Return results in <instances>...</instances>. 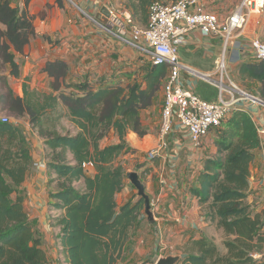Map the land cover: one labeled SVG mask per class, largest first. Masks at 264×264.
<instances>
[{"label": "trees", "instance_id": "16d2710c", "mask_svg": "<svg viewBox=\"0 0 264 264\" xmlns=\"http://www.w3.org/2000/svg\"><path fill=\"white\" fill-rule=\"evenodd\" d=\"M155 1L171 0H124V8L144 26ZM56 2L62 5V0ZM33 34L28 13L10 0H0V71L8 64L10 75L18 74L15 53L23 51ZM66 69L61 60L48 61L44 71L53 78L50 92L24 84L22 97L9 92L3 99L10 116L27 117L43 140L47 168L56 173V190L50 197L61 214L52 218V224L60 229L59 252L66 263L116 264L143 208L139 198L116 209L115 194L126 176L116 160L127 150L128 132L145 134L140 111L153 105L168 67L148 63L139 80L97 88L86 81L62 83ZM236 69L239 80L259 83L257 94L264 98V60L239 62ZM61 119H67L75 132L58 129ZM216 130L218 155L205 161L199 186L192 191L206 204L207 216L223 229L226 252L220 254L213 241L202 237L190 242L178 264H258L256 255L264 254V221L260 213L252 214L246 198L249 167L261 137L251 115L242 109L232 111ZM111 131L119 142L101 146ZM87 162L92 163L91 173L82 166ZM31 164L24 131L0 120V264H48L17 192Z\"/></svg>", "mask_w": 264, "mask_h": 264}, {"label": "crops", "instance_id": "0c3cea01", "mask_svg": "<svg viewBox=\"0 0 264 264\" xmlns=\"http://www.w3.org/2000/svg\"><path fill=\"white\" fill-rule=\"evenodd\" d=\"M238 1L236 0V3ZM10 2L12 6L28 13L34 34L23 51L15 53L18 74L10 75L8 64L0 71V83L3 82L5 86V89L0 91V118L8 117L10 122L19 126L26 134L32 164L17 192L23 197L24 210L33 223V229L41 238L48 262L51 256L57 264H67L63 254L59 252L60 229L53 227L52 224V218L61 214V210L52 205L54 200L50 197V193L56 190L53 181L56 173L46 166L47 156L42 138L33 131L27 117L10 116L3 97L9 92L14 96L22 97L24 84L30 90L50 92V82L53 78L44 71L48 61L61 60L66 64V74L62 83L86 81L96 88L117 84L125 86L136 79L139 80L143 66L138 60L137 52L127 45L126 40L103 27L104 16L101 11L108 3L105 0H73L71 6L63 0L61 6H58L56 0H10ZM115 2H120L124 6V0H111L109 3L116 6ZM203 3L209 11L215 12L218 16L227 14V12L222 13V7L218 2L203 0ZM124 11L129 13L125 8ZM97 15L100 17L97 18ZM252 16L236 39L241 52L228 60L229 65L234 64L237 67L239 62L254 61L249 42L251 39L264 38V15L262 19L257 18L254 21ZM122 33L125 36L129 34L128 30ZM180 49L188 56L187 58L180 57ZM219 50L218 40L205 37L199 30L193 29L186 35L184 43L179 46L178 56L183 64L203 73L208 71L202 66L206 65L205 68H209L214 63ZM206 58L209 59L208 65L198 62V59ZM146 61L149 63L147 58ZM180 76L183 86L191 87L206 100H216L214 86L210 84L214 92L211 93L212 96H207L202 94L203 90L202 92L198 90L199 82H204L203 79L189 75L183 70ZM243 81L254 84L253 88L257 92L258 82ZM162 101L161 87L153 105L140 111L141 128L145 134L140 136L130 131L125 137L127 152L124 151L116 162L123 166L126 176L122 188L115 194V202L116 209L119 210L129 200L133 202L139 200L137 190L127 178L128 172L136 171L150 199L153 214V220L149 221L142 208L136 224L165 225H158L153 235L145 236L148 234L145 232L130 236L123 257L116 264H150L144 263L146 260H153L151 264H155L162 255L155 259L152 256L156 254L158 237H163V233H167L171 238L174 237V240L184 238L186 244L203 237L213 241L220 254L226 252L223 246L226 238L223 229L217 227L216 221L207 216L206 204L201 203L198 195L192 191L199 186L198 178L204 169L205 161L218 155L214 143L217 130H211L203 138L202 145L193 148L186 130L174 121L171 133L166 138L167 146L161 150L158 157L148 159L146 156L148 150L156 147L159 142ZM239 106L251 115L258 132L264 128V109L248 102H242ZM65 122L67 128L75 132L73 125L67 119ZM109 136L110 141H108ZM118 142V137L114 131H111L101 141V146ZM256 159L255 156L249 167L246 202L250 205L252 214L260 213L264 221V160L261 161L263 168L261 165L258 168ZM89 172H93V169ZM160 240L162 241V238Z\"/></svg>", "mask_w": 264, "mask_h": 264}, {"label": "built area", "instance_id": "2783aa9c", "mask_svg": "<svg viewBox=\"0 0 264 264\" xmlns=\"http://www.w3.org/2000/svg\"><path fill=\"white\" fill-rule=\"evenodd\" d=\"M105 1L108 2L105 7L109 11V18L103 27L114 34H121L128 28L131 43L135 49L146 54L149 64H165L168 67L162 84L159 142L156 147L148 150V159L158 157L161 150L167 146L166 138L171 133L174 121L186 130L192 147L199 148L203 138L211 130L217 129L232 111L242 109L240 103L248 102L264 107L263 98L240 90L229 79L227 72L228 60L241 52L237 37L252 15L264 12V0H239L234 8L223 16L209 11L203 0H173L167 3L155 1L148 8V19L144 26L135 25L130 14L125 11V17L121 20L116 14V7L109 3L111 0ZM193 29L220 42L219 54L214 60L211 72H198L179 59L178 48ZM249 48L254 61L264 60L262 40L251 39ZM182 70L214 85L216 100H206L191 87L183 86L180 76ZM214 74H219V77H214ZM224 75L229 80L228 84L223 82ZM0 120L8 122L9 118L4 116ZM259 134H264V128L259 130ZM82 166L87 172L93 167L90 162Z\"/></svg>", "mask_w": 264, "mask_h": 264}, {"label": "rangeland", "instance_id": "374dc122", "mask_svg": "<svg viewBox=\"0 0 264 264\" xmlns=\"http://www.w3.org/2000/svg\"><path fill=\"white\" fill-rule=\"evenodd\" d=\"M63 1L65 3H67V4H69V5L70 4L72 5L71 1L73 2V0H63ZM207 1H210L212 3H217V2L220 3V7H222V13H226V12L229 13L234 8V6L236 4V0H207ZM168 2H170V1H168ZM115 5H116L115 7H116V10H117V12H116L117 16H119V18L121 20H123L124 17H125L123 4H120V2H115ZM263 15H264V12L261 13L260 15H256L255 14V16H252V19H253L252 21L256 20L257 18L258 19H262ZM131 19H132V21H133V23L135 25H137V26L143 25L139 20H137L135 18H132V16H131ZM262 28L263 27H260V29H262ZM126 30H129V29L126 28ZM116 35L118 37H120L121 39L126 40L129 43V44L127 43V45L130 48H133L137 52V54L139 56L138 60L140 61V64L142 66L148 64V62L146 61V58H147L146 54L143 51H139V50L135 49V47L131 43L132 41H131V38H130V34H126V36H125V34H123V33L122 34L117 33ZM261 39L264 42V38H261ZM218 54H219V52H218ZM179 55H180V57L184 56V58L188 57L187 55L183 54V50L182 49H180ZM201 57H202V54H201ZM198 62H203L204 64L208 65L209 64V59L208 58L203 59V60L202 59H198ZM202 67H204V69H207L208 72H211L213 70V68H214V63L209 68H205L206 65L205 66L203 65ZM235 67L236 66L234 64H232V65L227 64V72H228L229 79L231 81H233L240 90H242V91H244L246 93L250 92V93L257 94V92L253 88V87H255L254 84L249 83V82L247 83V82H244V81L238 79L237 74H236L237 69ZM3 68L4 67H2L1 70ZM213 76L217 78V77H219V74H214ZM205 82L206 81L199 82L198 90L201 91V92L203 90L202 94H204V95L212 96L211 93L214 92V89H213L212 86H214V85L211 86L209 83H208L209 84L208 85V84H206L207 82L206 83ZM223 82L225 84H228V82H229L228 78L225 75L223 77ZM0 86H2V89L0 91H3L5 89L4 83L1 82ZM263 100H264V98H263ZM258 107L260 109H264L263 106L258 105ZM57 128L58 129H62V128L66 129L67 128V124L65 122V119H61L59 121V124H58ZM33 131L36 132L34 129H33ZM108 141H110V136L108 137ZM261 141H262L261 147L259 148V150L256 151L257 153L255 154V156L257 157L255 162H256V166L258 168L261 165V161L264 160V134L261 135ZM262 168H263V166H262ZM11 197L15 198V194L13 193L11 195ZM143 210H144V206H143ZM158 225L163 226L165 224H155V226H152L150 224H136L135 227L132 229V231L130 233V236L132 237L134 235H141V234H144L145 232L148 233L145 236H147L149 234L153 235V232L158 229V227H157ZM163 235H164L163 237H161V236L158 237L159 241L157 242V250H156V254L152 256L153 259H155L159 255H162L161 257H165L167 255H180L181 257H183L186 254L187 249H189V247L191 246L190 243H188V244L185 243L184 238H181V239L180 238H175V240H174L173 239L174 237L171 238L167 233H163ZM161 238H162V241L160 240ZM256 257H258V259L260 260L258 262V264H264V254L262 256L261 255L260 256L256 255ZM50 260H49L48 264H57L54 259L53 260L51 259V256H50ZM152 261L153 260H146L144 263H148L149 262L151 264Z\"/></svg>", "mask_w": 264, "mask_h": 264}, {"label": "water", "instance_id": "95a60500", "mask_svg": "<svg viewBox=\"0 0 264 264\" xmlns=\"http://www.w3.org/2000/svg\"><path fill=\"white\" fill-rule=\"evenodd\" d=\"M101 14L104 16L103 22H107L109 18V11L104 7L101 11ZM100 16L97 15V18ZM127 178L130 180L133 187L137 190V195L143 199L144 212L149 221L153 220V214L150 207V199L145 193L144 185L136 171H131L127 173ZM179 255H167L165 257H160L156 260L155 264H177L180 261Z\"/></svg>", "mask_w": 264, "mask_h": 264}, {"label": "bare ground", "instance_id": "6f19581e", "mask_svg": "<svg viewBox=\"0 0 264 264\" xmlns=\"http://www.w3.org/2000/svg\"><path fill=\"white\" fill-rule=\"evenodd\" d=\"M218 82H220V80H217Z\"/></svg>", "mask_w": 264, "mask_h": 264}]
</instances>
